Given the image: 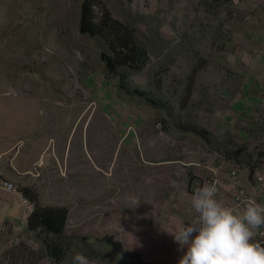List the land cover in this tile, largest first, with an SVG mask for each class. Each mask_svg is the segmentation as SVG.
<instances>
[{
    "label": "rangeland",
    "instance_id": "rangeland-1",
    "mask_svg": "<svg viewBox=\"0 0 264 264\" xmlns=\"http://www.w3.org/2000/svg\"><path fill=\"white\" fill-rule=\"evenodd\" d=\"M99 1L147 51L143 65L131 69L118 58L124 48L80 34L83 0H0V113L33 103L5 119L50 156L19 188H32L43 207L70 211L66 256L50 255L37 234H8L0 235V264H73L77 252L91 264H179L187 248L165 242L166 228L183 224L167 215L190 211L188 183L193 192L215 178L203 173L247 129L235 124L233 105L264 68L250 63L264 56V39L250 38L264 27L263 5ZM105 57L116 61L111 68ZM252 121L264 127V114ZM195 126L199 135L189 133Z\"/></svg>",
    "mask_w": 264,
    "mask_h": 264
},
{
    "label": "crops",
    "instance_id": "crops-1",
    "mask_svg": "<svg viewBox=\"0 0 264 264\" xmlns=\"http://www.w3.org/2000/svg\"><path fill=\"white\" fill-rule=\"evenodd\" d=\"M255 2L260 3V6L263 5L264 8V0H255ZM261 23L264 26V21H261ZM263 26H261V28ZM262 34L264 35V27L260 29V31L252 32L250 34V38L252 40H263L264 38H261ZM254 62L257 64H264V56H262L258 60H251L250 63ZM254 80L255 81H252V83H250L251 81L248 83V85L243 90V93H240L235 101V104L233 105V108L237 109V114H233L236 121L235 124H240L242 126V121L248 122L247 129L243 132H239L238 134L239 138L242 139L241 143L237 145L239 141L237 139L233 141L229 140L226 144L224 143V159L221 161L220 158H218L216 160V163L211 164L210 169L205 170V173H203V175L207 174V177L215 176V178H211L208 183L213 184L215 183V181L219 182L217 199L226 207H231L235 203L237 193L241 189H247L252 195L257 198L256 201L258 203L261 202L262 204H264V197L257 182V177L260 173L262 164L259 162H261V157L263 155L259 156L253 152L251 153L254 165L252 162H250V160L247 163H244L241 160L242 157H245L247 155L248 149L245 151L246 146H248L250 142L254 143L264 135V127L255 125L254 121L249 122L250 116H254L259 113L264 114V68L257 71ZM8 84L9 82H6L4 86H7ZM224 99H231V96L224 95ZM9 102L13 103L8 98L2 99V103L4 105H8ZM32 104L26 105V109L20 110L18 107L19 103H15V109L11 110L10 108L9 110L14 113L16 111L27 112V108ZM12 112H7L5 114L0 113V156H2L1 173L2 175H4L3 177L8 180H10L9 177H12L11 182L19 187V184H21L24 179H28V177L35 178V173L38 172L36 167L45 163V161L48 160L50 156L47 152L43 151V147L39 149V145H36L35 147V144L30 139L28 140V137H31V135L28 134L27 130H25V127H23L19 131L18 125L16 124V119H5L6 117L11 116ZM13 115L17 117L16 114ZM195 130L198 131L199 127H193V129L189 130V133L192 134V132H195L192 135H199ZM205 131L206 134H203L202 136L211 137L209 134L212 131L210 129H208V131L205 129ZM221 132H224V130H222ZM19 135H26V138H19ZM62 144L65 145V142ZM219 149L222 150V146ZM236 167H240L241 169L239 171L237 183L236 185H234V183H232V173L236 169ZM204 181L207 180L204 179ZM190 185L191 183H188V187L190 189L189 196L192 197L196 189H193L192 192ZM20 189L33 190L32 188L27 187H23ZM28 199L33 202L32 199ZM187 203L188 204L184 207L189 208L190 211L187 212V209H177L176 211H173V214L167 215L168 218H171L172 220L181 221L183 226L180 224L178 227L166 228L170 231L166 233H169L171 237L167 236V241L165 242L176 241L171 229L175 232H178L183 227L194 224L196 222L198 217L191 206V200L187 201ZM191 209H193V211H191ZM24 212L25 209L19 196L0 191V235L34 234V231L31 230L29 223L25 221ZM177 213L179 217L174 215ZM184 213L187 214L184 215ZM169 223L170 222H160V225L164 226L165 224L168 226ZM263 229L264 227L254 230L255 236L253 237V242L257 243L260 240V232H262ZM161 242H164V239L161 240Z\"/></svg>",
    "mask_w": 264,
    "mask_h": 264
},
{
    "label": "clouds",
    "instance_id": "clouds-1",
    "mask_svg": "<svg viewBox=\"0 0 264 264\" xmlns=\"http://www.w3.org/2000/svg\"><path fill=\"white\" fill-rule=\"evenodd\" d=\"M217 192L215 184L197 188L191 197L196 222L172 232L181 249L187 248L179 264H264V246L253 242L254 230L264 227V204L249 200L238 211L224 206ZM73 264L91 261L77 252Z\"/></svg>",
    "mask_w": 264,
    "mask_h": 264
},
{
    "label": "trees",
    "instance_id": "trees-1",
    "mask_svg": "<svg viewBox=\"0 0 264 264\" xmlns=\"http://www.w3.org/2000/svg\"><path fill=\"white\" fill-rule=\"evenodd\" d=\"M97 9L101 10L100 16ZM79 32L89 39L101 38L105 42H109V45L114 48L113 50L119 46L124 48L123 54L115 55H118V58L122 57L123 59L120 60L129 64L128 67L131 69L138 67L135 63L143 65L149 55L146 50L138 48L136 41L132 38L133 32H129L127 27L114 21L111 15L103 10L99 0H83L80 8ZM111 61L115 60L105 57L104 63L107 68L112 67ZM22 191L37 204L36 212L29 221L31 230L38 235L50 255L56 259L66 256L63 254V247H65V252L68 251L65 235L70 216L69 209L43 207L37 193L31 189ZM116 246L121 250L120 245ZM126 256L128 257L127 253H124L121 257L125 258Z\"/></svg>",
    "mask_w": 264,
    "mask_h": 264
},
{
    "label": "built area",
    "instance_id": "built-area-1",
    "mask_svg": "<svg viewBox=\"0 0 264 264\" xmlns=\"http://www.w3.org/2000/svg\"><path fill=\"white\" fill-rule=\"evenodd\" d=\"M253 145L255 149H253L252 152L259 156L263 155L261 157V162H259L262 164H261L260 173L257 177V182H258L260 191L264 197V135L261 136L260 139L255 141ZM251 162L254 165L253 159L251 160ZM1 163H2V156H0V191L9 193L15 196H19L21 198L22 204L25 209L24 218H25V221L29 223L30 218L34 215L36 211V204L32 202L31 200H29L18 186H16L14 183H12L11 181L3 177L4 175H2L1 173ZM240 169H241L240 167H236V169L232 173V183H234V185H236L237 183ZM213 184L217 186V189L219 188L218 181H215V183ZM253 199L256 200L257 198L254 195H252L247 189H241L237 193L236 201L231 206V208H234L238 211H243L244 207L246 206V203L249 200H253ZM257 243H259L261 246H264V229L262 232H260V240Z\"/></svg>",
    "mask_w": 264,
    "mask_h": 264
},
{
    "label": "flooded vegetation",
    "instance_id": "flooded-vegetation-1",
    "mask_svg": "<svg viewBox=\"0 0 264 264\" xmlns=\"http://www.w3.org/2000/svg\"><path fill=\"white\" fill-rule=\"evenodd\" d=\"M195 133V132H192V134Z\"/></svg>",
    "mask_w": 264,
    "mask_h": 264
}]
</instances>
